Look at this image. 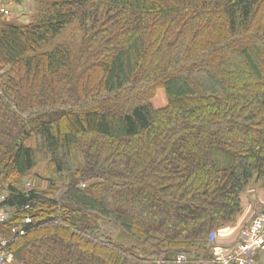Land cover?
Instances as JSON below:
<instances>
[{
    "label": "trees",
    "instance_id": "1",
    "mask_svg": "<svg viewBox=\"0 0 264 264\" xmlns=\"http://www.w3.org/2000/svg\"><path fill=\"white\" fill-rule=\"evenodd\" d=\"M5 18L0 238L18 264H218L211 234L264 188V0H36Z\"/></svg>",
    "mask_w": 264,
    "mask_h": 264
},
{
    "label": "built area",
    "instance_id": "2",
    "mask_svg": "<svg viewBox=\"0 0 264 264\" xmlns=\"http://www.w3.org/2000/svg\"><path fill=\"white\" fill-rule=\"evenodd\" d=\"M29 0H20L21 4H27ZM16 8V0H0V15L10 16ZM5 218L0 213V221ZM23 222H29L30 218L25 217ZM23 229L19 226L12 228V232ZM214 260L218 264H256V256L264 250V209L255 214L248 223L243 225L237 237L226 244H219L216 241V234L211 235ZM181 257H178L180 261ZM0 264H16L13 254L8 248V240L0 239Z\"/></svg>",
    "mask_w": 264,
    "mask_h": 264
},
{
    "label": "crops",
    "instance_id": "3",
    "mask_svg": "<svg viewBox=\"0 0 264 264\" xmlns=\"http://www.w3.org/2000/svg\"><path fill=\"white\" fill-rule=\"evenodd\" d=\"M241 212L234 222L228 224L226 229L216 233V241L220 244L231 243L239 229L264 209V188L259 185H249L241 194ZM256 264H264V250L256 256Z\"/></svg>",
    "mask_w": 264,
    "mask_h": 264
},
{
    "label": "rangeland",
    "instance_id": "4",
    "mask_svg": "<svg viewBox=\"0 0 264 264\" xmlns=\"http://www.w3.org/2000/svg\"><path fill=\"white\" fill-rule=\"evenodd\" d=\"M35 9H36V0H29L27 4H19L17 8L14 10V12L10 16L6 17L5 19L15 21V22H20V23H27L31 19L32 15L34 14ZM77 36H78L77 28L75 26H70L67 30H65L62 33L59 40H70V39H74ZM151 103L155 108H161L167 104V97L163 89H158L155 92L154 96L151 99ZM40 156L41 155H38L39 163L35 168L36 170H41L42 167L45 165L43 157H40ZM2 186H3V182L0 181V194H2V190H1ZM227 225L228 223L225 226H223L219 232L225 230ZM185 255L186 254L180 253L177 256V261H179L178 257H181L180 262L183 261L182 259L185 260L186 258ZM15 262L16 264H18L16 259H15Z\"/></svg>",
    "mask_w": 264,
    "mask_h": 264
},
{
    "label": "bare ground",
    "instance_id": "5",
    "mask_svg": "<svg viewBox=\"0 0 264 264\" xmlns=\"http://www.w3.org/2000/svg\"><path fill=\"white\" fill-rule=\"evenodd\" d=\"M19 4H21L20 0H16V8H17V6H18ZM16 8H15V9H16ZM15 9H14V10H15ZM0 16H1V17H8V16H2V15H0ZM1 197H2V196H1ZM0 213L4 214L5 218L2 220V221H4V220L8 217V215H7L6 213H4V212H1V211H0ZM25 217H28V216H25ZM25 217H23V218H25ZM23 218H22V219H23ZM22 219H21V223H25V222L22 221ZM2 221H0V222H2ZM15 226H19V227H21V224L14 225L13 227H15ZM13 227H12V228H13ZM12 228H11V233H12V234L19 232V231H17V232H12ZM0 239H6V240H8V242H9V240H10L9 237H4V238H0ZM9 250H10L11 253L13 254L14 259H16V258H15V254H14V252H13L11 249H9Z\"/></svg>",
    "mask_w": 264,
    "mask_h": 264
}]
</instances>
